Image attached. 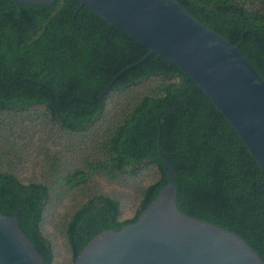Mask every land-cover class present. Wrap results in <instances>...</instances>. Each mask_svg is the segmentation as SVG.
<instances>
[{
    "label": "trees",
    "instance_id": "trees-1",
    "mask_svg": "<svg viewBox=\"0 0 264 264\" xmlns=\"http://www.w3.org/2000/svg\"><path fill=\"white\" fill-rule=\"evenodd\" d=\"M178 1L239 44L264 78V0ZM149 52L80 0H0V213L18 216L43 264L55 262L44 226L57 215L74 264L99 233L135 223L167 184L160 141L180 210L242 236L264 260V170L189 75L159 53L138 63ZM149 169L154 179L124 218L97 177L142 183Z\"/></svg>",
    "mask_w": 264,
    "mask_h": 264
},
{
    "label": "water",
    "instance_id": "water-1",
    "mask_svg": "<svg viewBox=\"0 0 264 264\" xmlns=\"http://www.w3.org/2000/svg\"><path fill=\"white\" fill-rule=\"evenodd\" d=\"M50 5L56 0H14ZM101 17L189 75L239 133L264 170V78L239 44L203 24L178 0H80ZM136 63V64H138ZM102 98V97H101ZM167 184L135 223L95 236L74 264H264L240 235L183 213L175 169L162 150ZM20 226L0 213V264H43Z\"/></svg>",
    "mask_w": 264,
    "mask_h": 264
},
{
    "label": "rangeland",
    "instance_id": "rangeland-1",
    "mask_svg": "<svg viewBox=\"0 0 264 264\" xmlns=\"http://www.w3.org/2000/svg\"><path fill=\"white\" fill-rule=\"evenodd\" d=\"M34 157L31 155L30 157H27L28 160H32ZM26 171V178L30 176V174L33 171V168L28 169L25 164H22ZM34 172L35 171L34 168ZM141 182L138 183L135 181L126 182V181H116V180H110L107 179L104 176H99L96 179V183L98 184L99 189L102 191H105L110 194H117L122 200L123 203V217H131L135 214L136 209L138 207L139 201L138 198L140 196V188L145 187L149 182H151L154 179L153 170H147L140 176ZM67 209H70V207H61L59 209L58 214L63 213ZM52 219H54L55 222L53 223H47L44 226V230L46 233H48L55 245V252H56V258L54 264H68L70 261V253L69 248L66 244V238L65 234L62 231V227L58 223L60 221L57 219V215L52 216Z\"/></svg>",
    "mask_w": 264,
    "mask_h": 264
}]
</instances>
